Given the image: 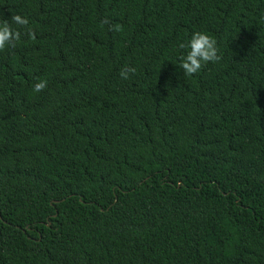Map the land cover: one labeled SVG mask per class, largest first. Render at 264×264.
Masks as SVG:
<instances>
[{
  "label": "trees",
  "instance_id": "1",
  "mask_svg": "<svg viewBox=\"0 0 264 264\" xmlns=\"http://www.w3.org/2000/svg\"><path fill=\"white\" fill-rule=\"evenodd\" d=\"M15 14L35 39L12 24L0 51V264H264V0ZM197 31L221 59L186 76Z\"/></svg>",
  "mask_w": 264,
  "mask_h": 264
},
{
  "label": "clouds",
  "instance_id": "2",
  "mask_svg": "<svg viewBox=\"0 0 264 264\" xmlns=\"http://www.w3.org/2000/svg\"><path fill=\"white\" fill-rule=\"evenodd\" d=\"M11 24L8 20L0 22V51L8 47H15L16 42L21 39V32L13 30L12 24L21 26L26 29L30 38L35 39V33L29 27V20L19 14L11 16ZM104 23V22H102ZM113 30L120 31V25H114ZM181 49L187 48L186 55L180 57L179 67L186 76H192L202 69L208 62H219L221 57L218 55L217 41L212 36L203 32H194L189 41L179 45ZM136 69L130 66H124L120 71L122 79H129V74H134ZM47 87L46 80H38L33 86L34 92H40Z\"/></svg>",
  "mask_w": 264,
  "mask_h": 264
}]
</instances>
